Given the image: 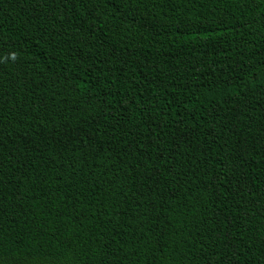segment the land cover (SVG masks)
Returning <instances> with one entry per match:
<instances>
[{
  "label": "trees",
  "instance_id": "16d2710c",
  "mask_svg": "<svg viewBox=\"0 0 264 264\" xmlns=\"http://www.w3.org/2000/svg\"><path fill=\"white\" fill-rule=\"evenodd\" d=\"M0 264H264V0H0Z\"/></svg>",
  "mask_w": 264,
  "mask_h": 264
}]
</instances>
